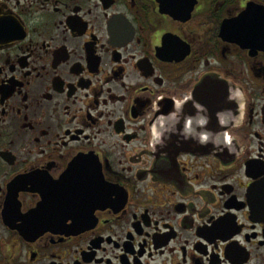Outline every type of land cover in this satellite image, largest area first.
Returning a JSON list of instances; mask_svg holds the SVG:
<instances>
[{
  "label": "flooded vegetation",
  "instance_id": "af4514ba",
  "mask_svg": "<svg viewBox=\"0 0 264 264\" xmlns=\"http://www.w3.org/2000/svg\"><path fill=\"white\" fill-rule=\"evenodd\" d=\"M0 264H264V0H0Z\"/></svg>",
  "mask_w": 264,
  "mask_h": 264
},
{
  "label": "clouds",
  "instance_id": "9594fccd",
  "mask_svg": "<svg viewBox=\"0 0 264 264\" xmlns=\"http://www.w3.org/2000/svg\"><path fill=\"white\" fill-rule=\"evenodd\" d=\"M238 95H242V93H240V94H238ZM177 107L179 108V105H178ZM197 123H198L199 125L203 126L204 124L207 123V121H206L205 119H203V118H200V119L197 121ZM190 124H191V121H188V125H189V126H186V132H187V133H191V132H192V129H191V127H190ZM209 136H210L209 133H203V134H201V135L199 136V142H200L201 144H206V143L208 142V140H209ZM156 142H157V143L159 142V139H158V138H157Z\"/></svg>",
  "mask_w": 264,
  "mask_h": 264
}]
</instances>
